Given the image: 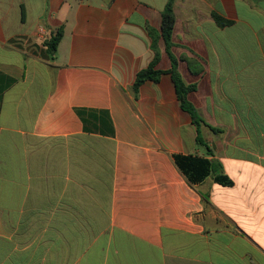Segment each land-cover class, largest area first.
<instances>
[{
  "label": "crops",
  "instance_id": "obj_1",
  "mask_svg": "<svg viewBox=\"0 0 264 264\" xmlns=\"http://www.w3.org/2000/svg\"><path fill=\"white\" fill-rule=\"evenodd\" d=\"M167 1L0 0V264H264V0L174 2L213 155L168 73ZM154 44L165 73L136 94ZM174 155L232 185H191Z\"/></svg>",
  "mask_w": 264,
  "mask_h": 264
},
{
  "label": "trees",
  "instance_id": "obj_2",
  "mask_svg": "<svg viewBox=\"0 0 264 264\" xmlns=\"http://www.w3.org/2000/svg\"><path fill=\"white\" fill-rule=\"evenodd\" d=\"M174 2L175 0H168L167 4L162 13V24H161V37L165 42L166 52L171 59V69L168 73L171 74L172 80L174 82L178 100L182 110L188 112L192 118L193 124L197 128L196 141L199 145L206 147L207 155H213L212 150L204 141L200 127L203 123V119L199 115L198 111L188 100V94L196 89L194 84L188 85L183 80L181 74L178 71V59L171 52L172 48V35L175 25V13H174ZM215 19L220 26L230 25L231 22L224 20L221 16L214 15ZM64 35V27L61 26L53 32L49 39L45 40L44 45L46 46V51L48 57L51 60L55 59V54L58 49V45L62 40ZM157 44H154L155 56L150 63V65L140 71L137 74L136 80L134 82V91L137 94L140 86L146 81L158 82L161 76L165 73L164 71L156 69V66L160 60V54L157 49ZM217 131V130H216ZM174 161L176 166L182 172V174L187 178L191 185H196L206 179L209 175H215V180L222 185H232V181L225 175H223V169L219 162L210 160L206 157L193 156V155H174Z\"/></svg>",
  "mask_w": 264,
  "mask_h": 264
},
{
  "label": "rangeland",
  "instance_id": "obj_3",
  "mask_svg": "<svg viewBox=\"0 0 264 264\" xmlns=\"http://www.w3.org/2000/svg\"><path fill=\"white\" fill-rule=\"evenodd\" d=\"M49 39V38H48ZM187 84V83H186ZM188 85H191V84H188Z\"/></svg>",
  "mask_w": 264,
  "mask_h": 264
}]
</instances>
